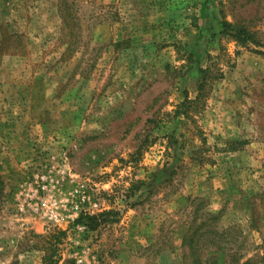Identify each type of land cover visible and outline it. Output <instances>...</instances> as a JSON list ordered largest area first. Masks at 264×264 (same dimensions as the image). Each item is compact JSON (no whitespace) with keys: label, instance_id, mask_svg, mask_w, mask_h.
I'll list each match as a JSON object with an SVG mask.
<instances>
[{"label":"rangeland","instance_id":"374dc122","mask_svg":"<svg viewBox=\"0 0 264 264\" xmlns=\"http://www.w3.org/2000/svg\"><path fill=\"white\" fill-rule=\"evenodd\" d=\"M204 1L0 0V264H193L208 209L264 255V0Z\"/></svg>","mask_w":264,"mask_h":264},{"label":"trees","instance_id":"16d2710c","mask_svg":"<svg viewBox=\"0 0 264 264\" xmlns=\"http://www.w3.org/2000/svg\"><path fill=\"white\" fill-rule=\"evenodd\" d=\"M210 0H205L202 7V15L206 17L207 12L209 10ZM214 23V22H212ZM220 30L218 32L226 33L230 35L232 38L240 41L247 42L249 40H253L252 32L246 28L244 25H240L238 23H232L228 20L220 21ZM208 27H201L199 30V34L197 35L198 46L202 47L204 44L205 38L209 37V40H213L215 34L218 33L215 30L211 33L208 32V29L215 27V24H211ZM192 53H195V50H192ZM169 161L166 163L168 166ZM91 218L94 216H90ZM206 219H211L213 226L204 223L201 224L200 227H196L193 229V226L189 225L187 228V233L183 238V251H184V259L191 258L193 264H264V255H253L248 256V254L240 253L236 250L237 247H234V244L231 240L227 239L229 236L228 229L219 228L218 224V213L208 209L205 215ZM204 227V228H203ZM201 228H203V235L205 237V241L195 243V233H197ZM197 230V231H196ZM241 248V247H240ZM239 248V249H240ZM207 251L211 252L210 255Z\"/></svg>","mask_w":264,"mask_h":264},{"label":"built area","instance_id":"2783aa9c","mask_svg":"<svg viewBox=\"0 0 264 264\" xmlns=\"http://www.w3.org/2000/svg\"><path fill=\"white\" fill-rule=\"evenodd\" d=\"M99 208H100V203L97 201H95L93 204H90V206H88V207H85L84 204L81 206L78 203L73 205V209L75 210V212L82 211L83 209H85L86 211H89V212H95L96 209H99ZM62 212L63 211H61L58 208V206L49 208L48 218L51 221H54L55 223L62 224L63 223L62 220H64V214ZM76 258H77L76 259L77 264H84V259L81 256H77Z\"/></svg>","mask_w":264,"mask_h":264},{"label":"crops","instance_id":"0c3cea01","mask_svg":"<svg viewBox=\"0 0 264 264\" xmlns=\"http://www.w3.org/2000/svg\"><path fill=\"white\" fill-rule=\"evenodd\" d=\"M222 191V190H221Z\"/></svg>","mask_w":264,"mask_h":264}]
</instances>
